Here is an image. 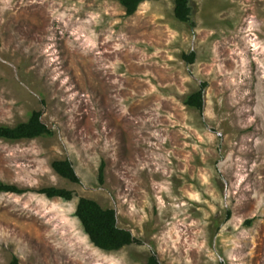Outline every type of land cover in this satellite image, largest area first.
Segmentation results:
<instances>
[{
	"label": "rangeland",
	"instance_id": "374dc122",
	"mask_svg": "<svg viewBox=\"0 0 264 264\" xmlns=\"http://www.w3.org/2000/svg\"><path fill=\"white\" fill-rule=\"evenodd\" d=\"M188 1L184 23L173 0H0V125L53 131L0 140V181L28 190L0 193V264H264V0ZM81 197L141 244L95 247Z\"/></svg>",
	"mask_w": 264,
	"mask_h": 264
},
{
	"label": "trees",
	"instance_id": "16d2710c",
	"mask_svg": "<svg viewBox=\"0 0 264 264\" xmlns=\"http://www.w3.org/2000/svg\"><path fill=\"white\" fill-rule=\"evenodd\" d=\"M148 1L159 0H118L128 16L134 14L139 5ZM173 2L175 18L184 23L191 22L192 10L189 1L173 0ZM183 58L188 63H193L195 54L194 52L184 54ZM206 86L207 84L205 82L201 83L199 89L187 97L185 103L202 112ZM52 135L53 131L42 121V111L40 110L31 111L26 121L19 122L14 126L0 125V140L9 142L50 137ZM51 167L60 177L72 183L80 182V178L70 160H55L51 163ZM98 180L100 183L104 182L103 161L99 166ZM27 191L16 185L6 184L0 181V193L23 194ZM38 192L49 198L57 197L64 200H71L73 198V191L64 188L45 187L41 188ZM75 216L83 226L90 242L103 251H118L132 244H141V240L133 236L131 231L118 225L115 209L103 207L93 199L85 197L79 198L75 209ZM7 264H20V262L14 256ZM146 264H162L153 249L149 253Z\"/></svg>",
	"mask_w": 264,
	"mask_h": 264
}]
</instances>
